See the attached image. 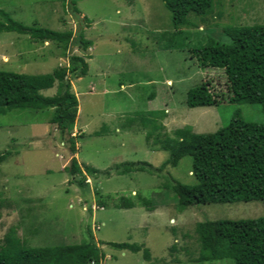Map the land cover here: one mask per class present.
I'll use <instances>...</instances> for the list:
<instances>
[{
  "label": "rangeland",
  "instance_id": "rangeland-1",
  "mask_svg": "<svg viewBox=\"0 0 264 264\" xmlns=\"http://www.w3.org/2000/svg\"><path fill=\"white\" fill-rule=\"evenodd\" d=\"M74 5L76 12L69 0H0V10L25 25L69 29L73 37L80 31L91 40L85 49L72 44L63 49L51 40L0 32V70L48 73L66 66L70 55L83 58L86 74L65 77L77 99L70 135L81 169H96L81 175L63 169L72 156L68 135L48 122L50 109L0 115V154L6 155L0 161V239L12 226L32 246L79 243L90 231L102 253L92 264H234L231 258L193 260V225L203 219L255 218L264 214L262 203L193 204L178 211L170 186L194 183L191 159L185 155L175 166L163 165L168 154L154 147L155 133L145 140L139 117L158 110L150 114L164 126L161 136L183 126L213 132L235 110L247 121L264 122L259 104L227 102L222 70L199 67L190 54L209 37L227 41L222 32L227 26L264 23V0H213L208 15L190 16L195 24L178 32L161 0H76ZM200 82L220 103L185 105L187 89ZM55 90L56 83L40 93ZM123 162L143 169L116 174L115 166ZM122 197L134 206L121 207ZM109 242L136 243L140 249H118Z\"/></svg>",
  "mask_w": 264,
  "mask_h": 264
},
{
  "label": "trees",
  "instance_id": "trees-1",
  "mask_svg": "<svg viewBox=\"0 0 264 264\" xmlns=\"http://www.w3.org/2000/svg\"><path fill=\"white\" fill-rule=\"evenodd\" d=\"M130 1V0H129ZM69 0L72 10L74 3ZM169 13V22L178 32L182 27H192L195 22L190 16L203 19L210 13L213 0H161ZM0 32L14 31L28 34L32 38L51 40L67 48L70 44L85 49L91 40L82 32L72 36L71 30H55L23 24L0 10ZM227 41L209 37L205 43L195 45L190 54L199 67L222 70L229 103H257L264 113V23L227 26L222 31ZM81 77L87 72L82 57L70 55L66 66L54 68L48 73L29 74L0 70V115L13 109H50L48 122L54 124L60 134L68 135L72 156L69 165L63 167L69 174L96 169L84 165L81 169L73 155L76 152L73 136L77 99L70 89L67 73ZM52 95H43L41 90L51 88ZM150 96V95H149ZM151 97V96H150ZM152 98V97H151ZM218 95L211 92L206 82L187 89L184 103L187 107L211 106L220 103ZM158 110L148 111L149 116L139 117L145 131V140L168 154L163 165L175 166L187 155L191 159L190 174L193 184L174 182L170 190L176 199L178 211L193 204H215L260 201L264 207V122L243 119L235 110L228 122L210 133L193 132L189 126L173 128L170 133L162 132V123L152 118ZM151 113V114H150ZM133 119V118H132ZM96 134V133H95ZM153 148V147H152ZM6 155L0 154V161ZM116 174L142 170V165L132 166L123 162L115 166ZM78 183H81L79 181ZM123 208L134 203L122 197ZM145 202V201H143ZM102 204L103 202H98ZM193 231L197 243V256L193 259L207 261L231 258L234 264H264V214L244 219H203L194 223ZM79 243L43 246L29 245L17 236L14 226L7 229L0 239V264H89L102 257L96 242L91 238ZM109 246L137 252L140 246L129 242H109ZM145 260L149 258L147 248L142 249Z\"/></svg>",
  "mask_w": 264,
  "mask_h": 264
},
{
  "label": "crops",
  "instance_id": "crops-1",
  "mask_svg": "<svg viewBox=\"0 0 264 264\" xmlns=\"http://www.w3.org/2000/svg\"><path fill=\"white\" fill-rule=\"evenodd\" d=\"M121 84V83H120ZM121 86H122V84H121Z\"/></svg>",
  "mask_w": 264,
  "mask_h": 264
},
{
  "label": "built area",
  "instance_id": "built-area-1",
  "mask_svg": "<svg viewBox=\"0 0 264 264\" xmlns=\"http://www.w3.org/2000/svg\"><path fill=\"white\" fill-rule=\"evenodd\" d=\"M92 264V263H91Z\"/></svg>",
  "mask_w": 264,
  "mask_h": 264
}]
</instances>
